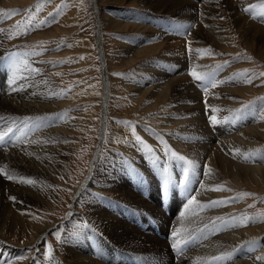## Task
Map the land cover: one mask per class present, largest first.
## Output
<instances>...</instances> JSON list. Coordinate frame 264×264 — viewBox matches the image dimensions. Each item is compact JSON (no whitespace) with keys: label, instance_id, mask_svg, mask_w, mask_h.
I'll return each instance as SVG.
<instances>
[{"label":"rangeland","instance_id":"rangeland-1","mask_svg":"<svg viewBox=\"0 0 264 264\" xmlns=\"http://www.w3.org/2000/svg\"><path fill=\"white\" fill-rule=\"evenodd\" d=\"M7 1L0 0V30H3L0 31V47L3 48L0 67L5 76L9 72L26 69L25 72L32 74L38 82L62 93L64 97L59 105L62 104L64 110L56 113L55 118L66 115L74 128L66 141L71 148L66 160L62 161L63 178H54V204L48 207L38 200L30 208L37 224L48 227L41 237V246L37 250L36 243H31L30 231L8 232L4 243L22 250L24 261L32 259L30 264H56L54 261L57 259L64 261V249L71 240L83 238L84 233L91 240L99 234L100 241L109 251V256L105 252L101 256L111 263L123 259L129 264H149L146 260L156 254L143 258L131 251L110 248L108 241L97 232L91 221L89 210L92 207L85 206L91 202L97 209L108 210L118 217H137V210L118 198L117 184H120L123 167L127 173L136 170L140 178L144 179L146 177L136 164V157L139 159L149 154L158 166L163 154L168 157L166 163L170 160L180 161L172 155L173 152L185 157L186 161H192L191 165H194L191 156L172 142L173 139H185L179 126L164 128L165 122L180 116L176 112L175 93H171L166 102H160L152 111H147L145 106L150 98L144 96L136 100L134 92L137 87L134 89L133 85L135 82L140 85L147 81L151 83V89H155L170 78L187 77L191 85L197 86L198 92H203L208 89L215 91L221 84H226V89L231 88L228 97L223 98L228 108L225 113L230 115L226 118L227 122H233L232 114L239 116L235 120L239 123L250 121L243 115L256 105L260 107L259 104H262L260 113L263 114L264 44L260 41V34L255 33L257 38L250 40L245 30L254 23L258 28H264V0H257L252 5L255 8L252 11H247L245 6L243 8L239 0H234L242 8L238 11L244 18L240 25H236L226 0H188L200 5L196 23L191 25L185 19L157 13L154 7H149L143 0ZM206 9L210 15L208 19L213 23L204 26V33H200L199 27ZM97 11L101 19H107L102 28L99 27ZM133 26H139L141 30ZM153 29L158 33L155 36L150 32ZM166 33L167 38L164 36ZM195 36L196 39H193ZM163 37L167 40L171 38L172 41L167 44ZM174 44H181L177 48L181 52L183 50V55L186 54L189 67L185 72L175 62ZM155 45H163L164 50L152 56L140 55V51ZM129 47L135 49V52H129ZM197 50L210 56L208 61L204 60V66L199 68L200 80L191 76V70H194L191 54ZM241 76L243 82L249 79L247 87L240 85ZM159 92L163 93V90ZM157 100L160 101L159 98ZM221 111L218 112L220 116L223 115ZM204 115L205 119L209 116L207 113ZM7 119L1 118L0 125ZM42 120L47 119L27 118L22 120V124L19 122V125L15 122L13 134L18 135L24 129L35 128ZM257 142L255 149L262 153L264 134L258 137ZM260 161L264 163V158ZM1 171L5 176L9 173L6 169ZM162 181L173 183L172 180H164L163 176ZM220 181L229 189L234 201L238 199L241 204L235 207L232 211L235 215L231 214L226 224L231 222L230 219L248 217L250 220L246 228L255 231L250 237V243L263 246L260 252L264 256V182L240 184L225 172L220 174ZM143 184L150 188L148 181ZM133 226L144 232L141 226L135 223ZM144 226L148 229L147 224ZM159 236L161 241L167 240L166 235L161 233ZM98 254L94 253L96 257Z\"/></svg>","mask_w":264,"mask_h":264},{"label":"bare ground","instance_id":"bare-ground-1","mask_svg":"<svg viewBox=\"0 0 264 264\" xmlns=\"http://www.w3.org/2000/svg\"><path fill=\"white\" fill-rule=\"evenodd\" d=\"M10 1L13 0L7 2ZM138 1L142 0H134V2ZM256 1L239 0L247 11L255 9L252 5ZM143 2H146L149 7H154L157 13L185 19L190 25L196 23L198 18L197 9L200 5L188 0H143ZM226 4L231 9L236 25L243 23L244 18L238 14L242 8L236 5L234 0H226ZM205 11V17L199 27L200 33H204L203 27L209 26L212 22L208 19L210 15L207 9ZM98 18L99 27L102 28L107 19H101L99 12ZM203 22L206 24L203 25ZM254 24L249 26L250 28L245 27L247 30L245 35L250 40H255L257 38L255 33H258L260 41L264 44V28H258L255 26L257 24ZM133 27L141 30L139 26ZM155 31L150 30L153 36L158 34ZM98 33L100 40L101 29ZM164 36L167 38L168 34ZM165 37L162 39H166ZM193 39H196V36ZM169 41H172L171 38L164 40L167 44ZM180 45L173 46L176 52V58H174L175 62H178L177 67L185 72L189 66H187L186 54L183 55V50L181 52L177 48ZM248 45L251 46V44ZM162 46L155 45L139 53L142 56H152L157 51L164 50ZM128 49L129 52H135V49L130 47ZM2 50L3 48L0 47V57L3 54ZM191 55L194 58L192 60L194 70H191V73L195 71L201 75L199 68L204 66V60L208 61L210 56L208 53L202 54V51H195ZM25 70L21 69L18 72L15 70L5 76L4 70L0 67L2 98L0 119L8 118L3 125H0V135L4 136V139L0 141V168L9 172L5 176L1 174L0 169V264L32 263V259L24 261L22 250L7 246L4 239L8 232L30 231L31 243H36L37 250L41 246V237L48 227L37 224V219L30 212V208L38 200L48 207L54 204L55 179L63 178L62 161L66 160L71 148L66 141L74 128L72 121L66 115L59 119L55 118L56 113L64 110L62 104L59 105V101L64 97L62 93L43 85V82V84L38 82ZM240 80L242 81L240 85L247 87L250 84L248 78V82H243L242 76ZM137 84L135 82L133 85L134 89L137 87L134 92L135 99L139 101L144 96L150 98L145 106L147 111H152L160 102H166L171 93H175L176 112L180 116L165 122L164 128L179 126L185 139L183 141L173 139L172 142L175 147L186 151L187 155L191 156L194 165L171 161L170 158V162L166 163L168 157L165 154L160 156L161 163L158 166L149 154H144L139 159L136 157V164L146 178H140L136 170L127 173L123 167L124 171H121L117 192L119 199L137 210V217L130 215L118 217L110 214L108 210L97 209V206L89 202L85 206H91L94 209L90 208L89 211L97 232L105 237L110 248L131 251L143 258L156 254L152 255L153 257L149 256L151 257L148 259L149 262L146 260L149 264H264V256L260 252L263 246L250 243V237L255 232L246 228L250 219L241 216L230 219L231 222L226 224L227 219L232 217L231 214L235 215L232 211L241 204L238 199L234 201L229 189L220 181V174L225 172L240 184L264 182V163H260V159L264 158V151L258 153L256 150L257 139L264 134V113H260L262 104H259L260 107L256 105L248 109L243 115L250 121H240V124L235 121L239 116L232 114L233 122H227L226 118L230 115L225 113L228 108L223 98L228 97L231 88L226 89L224 83L215 91L208 89L203 92H198L197 86L191 85L187 77L170 78L155 89H151V83L147 81ZM161 90L163 93L159 92ZM246 90L250 91V88ZM220 111L223 113L222 116L218 113ZM205 113L209 114L207 119H205ZM34 117L47 120H42V123L35 125V128L24 129L18 135L13 134L15 131L12 130L13 123L18 122L16 125H19L22 124L23 119ZM213 117H215V123H213ZM13 119L14 121H11ZM239 125L241 126L238 128ZM219 171H221L220 174ZM7 176H12L13 179L9 180ZM162 176L164 180H172L173 183L162 181ZM145 181L149 182L150 188L143 184ZM218 188L223 190H213ZM134 223L141 226L144 232L135 229ZM146 224L148 229L144 226ZM161 233L166 235V241L160 240ZM82 235L83 238L71 240L68 247H65L64 261L57 259L54 263L129 264L123 259L113 260L115 262L111 263L110 260L103 258L102 254L105 252L109 256V251L108 247L100 241L99 234L91 240L87 234ZM83 242L84 245H82ZM192 245L194 246L191 248ZM189 248L191 249L188 250ZM96 252L99 253L97 257L94 255Z\"/></svg>","mask_w":264,"mask_h":264},{"label":"snow or ice","instance_id":"snow-or-ice-1","mask_svg":"<svg viewBox=\"0 0 264 264\" xmlns=\"http://www.w3.org/2000/svg\"><path fill=\"white\" fill-rule=\"evenodd\" d=\"M9 15H11V13H9ZM0 31H3V30H0ZM197 51H200V50H197ZM114 75H120V74H114ZM191 75L195 78V79H197V80H200V79H202V77L197 73V72H195V71H193L192 73H191ZM213 119V123H215V117H213L212 118ZM122 123V122H121ZM4 139V136L3 135H0V141H2ZM139 139V138H138ZM172 155L174 156V157H176L177 159H179L180 161H182V162H184V163H186V164H188V165H191L192 164V161H186V159H185V157H183V156H178L175 152H173L172 153ZM185 175L187 176V172L185 173ZM7 179H9V180H12L13 179V177L12 176H7ZM29 183H31L32 181H28ZM213 190H223V189H213ZM13 199H15L14 197H13Z\"/></svg>","mask_w":264,"mask_h":264}]
</instances>
